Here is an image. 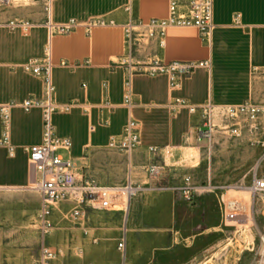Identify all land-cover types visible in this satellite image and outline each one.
Masks as SVG:
<instances>
[{"label": "crops", "instance_id": "obj_1", "mask_svg": "<svg viewBox=\"0 0 264 264\" xmlns=\"http://www.w3.org/2000/svg\"><path fill=\"white\" fill-rule=\"evenodd\" d=\"M178 1L180 11L185 12L186 0ZM168 3L52 0L46 5L40 0H15L0 7V105H13L8 147L0 146V227L6 229L0 231L15 237L13 244L26 238L39 241L40 196L28 188L32 169L27 149L41 142V111L25 112L19 105L26 99H42L40 79L23 67L30 61L40 63L46 55L54 103L70 105L54 112L51 120L56 136L71 142L70 149L60 155L71 161L78 182L112 187L129 178L140 188L125 211L88 212L85 222L95 227L109 225L104 246L89 248L85 255L73 250L58 264H81L83 260L156 264V255L168 245L185 251L184 264H191L195 225H205L201 235L212 232L211 206L219 204L222 209L231 199H226L227 190H220L217 194L193 193L188 202L177 189L202 185L218 189L232 182L229 186L242 183L249 191L255 180L264 181L253 172L249 179L248 170L230 162L210 160L206 168L203 160L206 149L219 143L225 146L227 139L264 150V118L259 121L258 136L263 146L252 145L245 130L239 138L217 131L210 142L198 136L205 107L264 104V0H212L209 41H202L194 28H169L162 39H139L138 32L128 33L129 25L166 18ZM46 21L55 26L72 21L76 27L58 34L48 30ZM9 22L30 26L11 29ZM151 58L161 63L209 61L210 66L179 78L171 87L165 76L135 73ZM127 92L129 104L125 102ZM178 102L183 104L171 110ZM130 120L138 126L139 145L127 155L111 144L120 139ZM212 149L211 154L218 156L224 148ZM154 164L165 166L157 179L144 172ZM72 208L67 201L54 205L50 220L63 225ZM117 214L124 221L120 231ZM118 239L125 240L123 252L115 246ZM37 260L38 248L35 264ZM13 264L20 263L14 259Z\"/></svg>", "mask_w": 264, "mask_h": 264}, {"label": "built area", "instance_id": "obj_2", "mask_svg": "<svg viewBox=\"0 0 264 264\" xmlns=\"http://www.w3.org/2000/svg\"><path fill=\"white\" fill-rule=\"evenodd\" d=\"M15 0H0V7H8ZM46 5L52 0H40ZM186 11H180L178 0H169L168 14L164 19H153L145 23L129 25L128 33L138 32L139 39H162L165 31L169 28H194L202 41H209L212 30V0H186ZM30 25L26 22H9L8 27L14 29L19 27L26 30ZM45 26L50 32L65 34L76 25L70 21L64 25H52L46 21ZM162 41L160 42V44ZM209 61L200 62H169L161 63L153 58L141 65L137 74L148 77L165 76L170 86L174 87L181 77L191 75L197 69H208ZM24 70L40 79L42 83V99L40 101L24 100L19 107L25 112L32 108L41 111V142L27 149L28 164L32 169V182L28 187L40 196V209L37 216L39 245L37 264H49L55 254L46 244V238L52 231L50 221L51 211L54 205L61 202H70L73 205L71 214L75 221L85 222L89 211L122 212L127 209L129 201L140 190L134 186L128 178L121 186L105 187L92 181L78 182L70 160L63 159L61 151H68L71 142L66 138L56 136L52 124V114L59 109H67L70 105L60 107L54 103V87L50 76V63L46 55L40 63L30 61L24 65ZM129 87V80L125 82ZM125 102L129 104V92L125 95ZM183 103L171 105V110L181 106ZM11 103L0 105V146L8 147L10 130ZM190 111H194L193 108ZM204 121L203 129L198 132L199 139L210 142L218 131L227 133L231 137L239 138L243 130L246 131L252 145L263 146L258 139L260 134V119L264 118V104L245 102L238 106L212 107L202 109ZM139 145L138 126L135 121L130 120L124 127L119 140L111 146L123 150L130 155L132 150ZM165 171L164 165H150L144 168L149 178L157 179ZM189 182L188 178L184 179ZM200 187H183L177 189L185 201H191L192 194L200 192ZM252 195L264 193V181L255 180L249 189ZM245 206L242 201L229 200L223 208V219L225 222H236L243 216ZM125 240L121 239L117 249L124 251Z\"/></svg>", "mask_w": 264, "mask_h": 264}, {"label": "rangeland", "instance_id": "obj_3", "mask_svg": "<svg viewBox=\"0 0 264 264\" xmlns=\"http://www.w3.org/2000/svg\"><path fill=\"white\" fill-rule=\"evenodd\" d=\"M226 144L222 146L224 148L223 152H220L222 155L211 154V152L214 153L212 149L214 146L218 149L222 148L221 143L205 150L203 160L206 168L210 160H216L219 164L230 162L248 170L249 179L252 172L257 174L258 178L264 179V150L254 149L246 142L234 141V139H227ZM193 156L196 158L197 153L194 152ZM230 183L232 182L222 184L218 189L202 185L200 193L217 194L220 190H227L228 198L226 199L242 201L245 212L238 221L225 222L223 207L221 209L219 204H213L209 217L215 229L201 235L200 232L205 230V225H195L194 257L191 264H264V193L252 195L245 189L247 186H243L242 183L229 186ZM110 212L115 213V210ZM116 216L118 217L117 230L120 231L124 221L122 214ZM50 221L53 227L46 238V244L55 254V258L49 264H58L61 258L73 254V250H76L78 255H85L89 248L104 246L109 240L107 223H101L104 225L95 227L87 221L85 223L75 221L72 214L65 218L63 225H58L54 220ZM1 228L0 230H6ZM97 230H103V232L98 233ZM4 233L0 231V264H13L14 259H18L20 264H35L39 241L37 244V239L36 242H32L26 238L21 244H13L15 237ZM93 239L97 242L93 243ZM118 242L119 239L115 246ZM13 251L17 254L16 256ZM185 258V251L173 250L168 245L156 255V264H184ZM81 264H97V262L83 260Z\"/></svg>", "mask_w": 264, "mask_h": 264}, {"label": "bare ground", "instance_id": "obj_4", "mask_svg": "<svg viewBox=\"0 0 264 264\" xmlns=\"http://www.w3.org/2000/svg\"><path fill=\"white\" fill-rule=\"evenodd\" d=\"M21 2V1H20ZM249 193H250V191H249Z\"/></svg>", "mask_w": 264, "mask_h": 264}]
</instances>
